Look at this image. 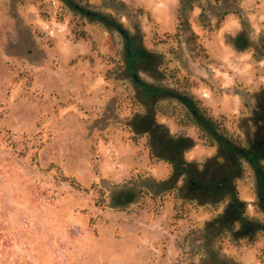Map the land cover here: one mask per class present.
<instances>
[{
  "label": "rangeland",
  "instance_id": "rangeland-1",
  "mask_svg": "<svg viewBox=\"0 0 264 264\" xmlns=\"http://www.w3.org/2000/svg\"><path fill=\"white\" fill-rule=\"evenodd\" d=\"M0 264H264V0H0Z\"/></svg>",
  "mask_w": 264,
  "mask_h": 264
},
{
  "label": "trees",
  "instance_id": "trees-1",
  "mask_svg": "<svg viewBox=\"0 0 264 264\" xmlns=\"http://www.w3.org/2000/svg\"><path fill=\"white\" fill-rule=\"evenodd\" d=\"M224 19H225V15L219 20L216 29H220V28H221V25H222V22H223ZM194 43H195L196 46L201 47V45L198 44L197 36H196V35H194ZM124 67H125V66H123V69H124ZM123 69H122V70H123ZM193 99H194V98H193ZM194 101H195V103L197 104V107H198V109H199V112H200V114H201V116H202L203 118H205V119H207L209 122H211L212 125H213L215 128H217L218 130H220V131L222 132L223 135H226V136L232 138L233 140H235V141H237V142H238V141H239V142L241 141V137H240L239 135H235L232 131H230L229 128L226 126L225 123H223V122H221V121H219V120H216V119H214V118L209 117L208 115H206V113H204V111L199 107L200 102H199V101L197 102L195 99H194ZM163 114H166L165 111H163ZM196 124H197V123H196ZM198 127H199V129H200L202 132H205V129H204L201 125H198ZM206 132H207V131H206ZM209 138L211 139V141H210V143H211L210 146H214L215 141H214L213 136H211V135L209 134ZM51 167H52V169L55 168L56 170H58V171H57V173H58V179H59L60 181H63V182H65V183H68V184H70L71 186H73V187H75V188H77V189H79V190H81V191H84V192H88V191H90V190H94V189H95V190L97 191V193H98L99 195L102 196V204L104 205V204L106 203V198H105V194H106V192H105L104 189L99 188L97 184H94V185H92L91 187H86V186H84L82 183H80L76 178L67 176V175L65 174V172H64L59 166L53 164Z\"/></svg>",
  "mask_w": 264,
  "mask_h": 264
}]
</instances>
